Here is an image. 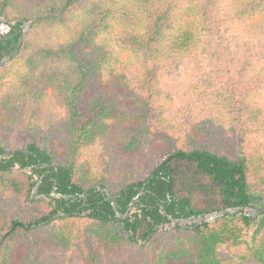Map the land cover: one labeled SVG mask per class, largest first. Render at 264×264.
<instances>
[{"label": "trees", "instance_id": "trees-1", "mask_svg": "<svg viewBox=\"0 0 264 264\" xmlns=\"http://www.w3.org/2000/svg\"><path fill=\"white\" fill-rule=\"evenodd\" d=\"M89 1L0 0V16L33 22L0 68V154L14 156L0 160V264H264V214L157 228L264 206V103L256 99L264 71L253 69L264 57V24L242 34L255 31L247 23L264 15V0H112L86 13ZM184 15L200 20L202 47L214 49L204 86L214 104L189 132L166 103L196 66ZM114 20L133 61L95 44ZM23 25L0 21V61ZM61 29L70 32L63 42ZM114 63L117 76L104 85ZM111 129L108 151L100 140ZM40 180L44 198L33 201Z\"/></svg>", "mask_w": 264, "mask_h": 264}, {"label": "rangeland", "instance_id": "rangeland-1", "mask_svg": "<svg viewBox=\"0 0 264 264\" xmlns=\"http://www.w3.org/2000/svg\"><path fill=\"white\" fill-rule=\"evenodd\" d=\"M249 1V0H246ZM102 3H106L108 5H112L114 2L112 0H90L87 7V12H93V11H100V5ZM143 15L141 14L138 19L137 25L140 26V31L144 30V23L145 20L143 19ZM249 25H252L254 27L255 31H251L249 33H242L243 35H249L252 36L254 34L258 33V28L256 27L258 24H264V15H257L249 19L248 21ZM179 27L182 28H189L193 30L194 33V39L195 43H197V47L194 48V50H197L196 57H195V69L191 76L185 77V82L180 83L179 85H174L173 90H168V93L170 96H172V99L167 100V107L169 106L174 109V111L177 113V117H181V121L184 122L187 131L189 132L195 125L200 123L204 118L207 117V113L210 111V105H213L212 98H206L205 97V81H209L210 78L208 76V73L212 71L213 66V56L212 52L214 49L210 46H204L202 47V42L205 39L204 35L201 31V24L200 20L197 17L194 16H187L184 15L180 22ZM125 26L123 23L118 22L114 20L112 22L111 29H109L107 32L102 33L99 38L96 40V45L100 43H106L109 44L111 47L115 49L117 52V55L121 61H133L136 59L135 55L132 51L124 49L119 44V35L122 30H124ZM58 41L63 42L66 39L69 38L70 32L68 29H61L58 32ZM264 38V37H263ZM252 43L255 44L256 39L255 37L251 39ZM230 47H233V49H237L238 46H233L232 44H228ZM253 48V46L251 45ZM254 50V48H253ZM263 51V49L261 50ZM24 62L20 61L15 65V69L17 70H23L25 69ZM254 70H257V72H263L264 71V57L261 62H257L253 68ZM117 76V70H116V63L111 65L108 70H105L102 74V83L106 85L109 80ZM9 81L14 80V74L11 75V77L8 79ZM262 91V90H261ZM52 92L49 91V94ZM256 99L259 101H263L264 103V90L256 95ZM171 113V112H167ZM172 115V114H170ZM114 126V125H113ZM112 126V127H113ZM115 131L114 129H111L109 136L106 140H100V142L106 143L108 146V151H111L113 149L112 142L114 139ZM259 142L264 143V136L259 137ZM57 150L60 153H66L67 152V146L63 144L62 141L57 142ZM134 211V210H133ZM80 264V263H77ZM124 264V263H119ZM256 264V263H254Z\"/></svg>", "mask_w": 264, "mask_h": 264}, {"label": "water", "instance_id": "water-1", "mask_svg": "<svg viewBox=\"0 0 264 264\" xmlns=\"http://www.w3.org/2000/svg\"><path fill=\"white\" fill-rule=\"evenodd\" d=\"M0 21L5 22L9 25H16L18 23L24 24L23 25V32H22V35L20 37L18 47L16 48V50L14 52L4 56L1 59L0 68H2L6 63L11 61L18 54L26 35L29 33V31L32 28L33 22L30 20L10 19V18L4 17V16H0ZM13 157L14 156L12 154H0V160L12 159ZM16 169L21 170V171H25L29 174H33L31 168L21 169L20 167L17 166ZM40 183H41V180H40V182L37 183V185L34 187V189L32 191V200L33 201L44 198V196L38 194V189H39ZM98 190L106 193L107 196L109 197V199L112 201L113 205L116 206V197H113L112 195H110V193L108 192L107 189H103V188L99 187ZM53 196L54 197H61V195L57 194V193H53ZM82 197H84V195H82ZM65 198H68V196H65ZM237 213H243L247 217L256 220L259 218L260 215L264 214V206H262V207H246V206L234 207V208H229V209H225V210L210 213V214H201L198 216H193L191 218L171 219L170 223L162 225V226H158L157 228L159 230L167 231V230H171L175 227H184V228L197 227V226H201V225L207 224V223H214L215 221H217L218 219H220L224 216L236 215ZM58 215L59 216H67L66 214H63L62 212H59ZM117 216L122 217L123 219L127 218V215H121L118 212H117Z\"/></svg>", "mask_w": 264, "mask_h": 264}, {"label": "clouds", "instance_id": "clouds-1", "mask_svg": "<svg viewBox=\"0 0 264 264\" xmlns=\"http://www.w3.org/2000/svg\"><path fill=\"white\" fill-rule=\"evenodd\" d=\"M16 169V168H15ZM18 170V169H17Z\"/></svg>", "mask_w": 264, "mask_h": 264}]
</instances>
